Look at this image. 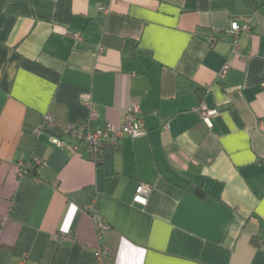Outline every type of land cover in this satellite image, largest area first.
I'll return each mask as SVG.
<instances>
[{"label":"crops","instance_id":"0c3cea01","mask_svg":"<svg viewBox=\"0 0 264 264\" xmlns=\"http://www.w3.org/2000/svg\"><path fill=\"white\" fill-rule=\"evenodd\" d=\"M263 83L264 0H0V264H264ZM134 107L145 135L99 163L43 127Z\"/></svg>","mask_w":264,"mask_h":264},{"label":"built area","instance_id":"2783aa9c","mask_svg":"<svg viewBox=\"0 0 264 264\" xmlns=\"http://www.w3.org/2000/svg\"><path fill=\"white\" fill-rule=\"evenodd\" d=\"M103 14L108 12V9L102 7L99 9ZM231 34H233V40L235 41L238 34L241 30H247V26L242 28L236 21L231 23ZM66 36L78 39L79 37L76 34L71 32H66ZM213 41V38L210 39ZM262 96L264 99V83L262 85ZM201 121L207 126L211 127V119L215 117L218 113L217 109H210L205 104L200 103L196 107ZM94 113H91V117H94ZM43 127L58 128L62 134L70 137L75 145L70 146L73 150L78 148L79 144H83L85 147V152L87 153L88 158L93 163H99L103 154V150L106 144H116L117 141L123 136H129L132 139L143 137L145 135L144 131V121L139 110L134 107L127 111L122 125L119 127H114L108 125L104 128L90 129L87 123H68L60 119L54 118L52 116H45L43 118ZM168 125L165 126V129H168ZM53 143L62 147L65 146V142L56 138H53ZM36 165L42 166L41 161H35ZM150 194V187L147 185H139L135 189V194L133 197V203L145 206L147 199ZM95 204L90 205V210L94 212ZM94 227L96 232V237L101 238L103 232L108 228V226L94 214ZM58 242L73 241L74 239L65 234L56 235ZM96 260L99 264H106L113 258V253L110 248L106 246H99L95 253Z\"/></svg>","mask_w":264,"mask_h":264},{"label":"trees","instance_id":"16d2710c","mask_svg":"<svg viewBox=\"0 0 264 264\" xmlns=\"http://www.w3.org/2000/svg\"><path fill=\"white\" fill-rule=\"evenodd\" d=\"M28 162H31V163L33 162V164H31V167H27V163L23 165L20 168L21 175L26 176L28 178H32V179L38 178L39 177L38 169L41 167L36 165L35 161L32 159H28Z\"/></svg>","mask_w":264,"mask_h":264}]
</instances>
